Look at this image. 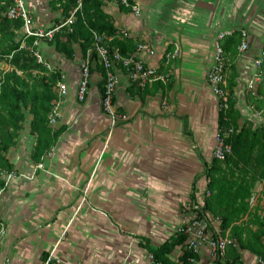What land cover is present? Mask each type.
<instances>
[{"label": "crops", "instance_id": "1", "mask_svg": "<svg viewBox=\"0 0 264 264\" xmlns=\"http://www.w3.org/2000/svg\"><path fill=\"white\" fill-rule=\"evenodd\" d=\"M51 1L25 0L35 26L49 28L61 16ZM132 1L141 6L139 16L121 9L116 0H103L102 10L118 30L128 31L133 47L143 40L156 48V55L143 56L146 63L162 65L164 51L179 46L168 67V83L138 88L117 67L120 85L114 103L128 119L109 132V119L99 107L101 66L91 64L88 93L78 101L84 56L79 45L67 57L51 42L39 41L35 49L66 76L68 92L55 125L65 129L52 155L43 158V169L30 159L32 135L28 144L20 139L7 153L16 177L0 191V221L6 228L0 238V264H41L52 250L59 264L153 262L148 247L174 235L184 222V208L201 204L204 197V164L212 160L218 119L206 74L215 36L222 30L248 32L249 48L235 58L232 95L239 122L263 124L264 109H259L261 119H252L244 83L255 71L251 59L264 40V0ZM89 179L88 190H83ZM263 187L256 185L253 206L263 207ZM217 228L209 226L213 233ZM181 253L178 245L169 256L176 262ZM194 258L191 264L217 262L206 245ZM259 258L264 261L229 246L219 263L261 264Z\"/></svg>", "mask_w": 264, "mask_h": 264}, {"label": "trees", "instance_id": "2", "mask_svg": "<svg viewBox=\"0 0 264 264\" xmlns=\"http://www.w3.org/2000/svg\"><path fill=\"white\" fill-rule=\"evenodd\" d=\"M76 1H51L61 13L55 24L69 16ZM12 3L13 0H0V61L5 60L9 66L7 69L0 67V172L14 170L7 153L16 145L26 119L29 134L35 141L30 152V159L34 163L43 160L65 129L63 125L53 127L49 123L53 100L57 98L54 87L59 71L48 73L36 62L32 54L34 37L20 35L18 30L21 21L8 19L5 15ZM102 4L103 0L84 1L81 10L75 12L74 22L54 34L50 41L54 49L71 57L74 54L73 46L77 43L84 55L92 43L90 29L100 34L115 35L118 29L102 10ZM119 6L124 9L121 4ZM22 41H25V48L20 47ZM239 42V29L220 41L231 75L228 79L229 109L225 113L218 112L217 130L233 127V132L226 137L232 153L223 160L212 157L210 164H204L206 187L201 210L197 213L199 216L210 213L217 217L220 228L236 239L240 249L264 257V205L259 208L249 202L256 185H264V124L253 126L252 121H238L239 113L234 107L232 94L235 86L233 69ZM112 44L117 45L123 54L133 47L132 40L127 37L117 38ZM260 75L262 79L257 96L251 98L258 110L264 109V69ZM4 186V179L0 175V187ZM206 191H209L208 195ZM191 197L195 198L193 193ZM186 238V234L176 232L159 246L148 247L152 260L161 264H191L189 259L196 254L187 248ZM178 245L182 253L174 262L169 255ZM216 264H220L218 260ZM222 264L235 263L226 261Z\"/></svg>", "mask_w": 264, "mask_h": 264}, {"label": "built area", "instance_id": "3", "mask_svg": "<svg viewBox=\"0 0 264 264\" xmlns=\"http://www.w3.org/2000/svg\"><path fill=\"white\" fill-rule=\"evenodd\" d=\"M86 0H77L75 7L70 11L69 16L61 21L59 24H55L49 28H41L34 25L33 18L28 11L25 0H13L12 5L6 11V17L11 20H20L21 25L18 33L25 38L34 37L32 54L35 57L37 63L41 64L48 73L56 72L57 69L52 63H50L37 49L39 41H52L54 34L63 26H70L75 20V12L80 11L82 3ZM124 8H127L134 16L141 14V6L138 2L132 0H116ZM235 29H225L217 33L215 36L212 64L206 74V80L208 86L211 89L212 94L217 99L218 112L225 113L229 109L230 92L228 89L229 69L226 62V57L221 46V39L231 35ZM240 42L236 48L237 58L242 57L249 48L248 32L246 29L239 28ZM92 36V43L87 48L79 65V80L76 89V98L78 101H83L88 93L89 81L91 76V64H98L103 70V86L100 93L99 102L103 113L109 119V132L112 128L118 124L125 122L128 116L124 112H120L115 103L114 96L120 85V76L116 72V68L119 67L125 72L127 79L130 83L134 84L138 88H146L153 85L156 82L167 84L170 77L169 65L174 60L179 52V46L174 45L171 50L164 51L163 64L153 65L146 63L143 59L144 55L154 56L156 55V48L148 41L138 40L135 42L133 51L123 54L117 45H113L112 42L121 37L130 38V35L126 29L118 30L115 35L100 34L93 29H90ZM21 48H25V41L20 44ZM254 72L245 80V93L248 96L249 107L251 109L252 119L262 117V110H258L251 102L252 97L257 96V88L262 79L261 72L264 69V40L258 53L251 59ZM7 65V64H6ZM9 67V66H8ZM55 91L57 98L53 100V108L49 114V123L55 127L57 118L59 116V105L62 98L68 92V84L66 82V76L59 72V78L55 84ZM264 111V110H263ZM241 123V122H240ZM264 124V121H262ZM233 127L229 126L224 131L217 130L214 136L215 144L212 150V157L218 160H223L225 156L232 153L231 145L226 141V137L233 132ZM53 148L46 154L45 158L52 155ZM38 169H43L44 163L41 160L35 164ZM4 184H8L12 178L16 177L14 170L6 172L2 171ZM3 187H0V191ZM264 189V187L262 188ZM209 191H206V195ZM264 196V194H263ZM249 202L251 205L256 202V195L253 194ZM79 208V207H78ZM184 222L177 228L176 232H182L186 234V245L193 254H198L203 245H206L211 254L217 261H221L229 246L237 247V241L234 237L230 236L228 231L222 232L220 228V221L217 217L206 213V215L199 216L197 211L201 210V204L192 202L185 209L184 208ZM189 210V211H187ZM187 211V212H186ZM215 223V225H214ZM218 223V225H216ZM209 226L218 228L214 231L209 230ZM216 228V227H215ZM6 228L0 221V238L5 234ZM190 262L195 260L191 257ZM261 264H264L261 258L258 259ZM61 259L54 256L53 250L49 253L47 258L41 264H59ZM151 264H161L158 262H152Z\"/></svg>", "mask_w": 264, "mask_h": 264}, {"label": "rangeland", "instance_id": "4", "mask_svg": "<svg viewBox=\"0 0 264 264\" xmlns=\"http://www.w3.org/2000/svg\"><path fill=\"white\" fill-rule=\"evenodd\" d=\"M7 63L5 62V60H1L0 61V67L1 68H3V69H7L8 68V65H6ZM99 107L101 108V105H100V102H99ZM102 110V109H101ZM28 117V116H27ZM21 133H23L24 135H22V136H20L19 138H18V140H17V142H19L20 141V139H21V141H25L27 144H28V142H29V138H30V134H29V131H28V119H26V121H25V128H24V130L21 132ZM106 134H108V130L105 132ZM28 139V141H26ZM0 175L3 177V174H2V172H0ZM90 179L88 180V182H87V184H86V186H85V188L83 189V190H88V187H89V184H90Z\"/></svg>", "mask_w": 264, "mask_h": 264}, {"label": "water", "instance_id": "5", "mask_svg": "<svg viewBox=\"0 0 264 264\" xmlns=\"http://www.w3.org/2000/svg\"><path fill=\"white\" fill-rule=\"evenodd\" d=\"M183 4H185V5H186L187 3H183Z\"/></svg>", "mask_w": 264, "mask_h": 264}]
</instances>
